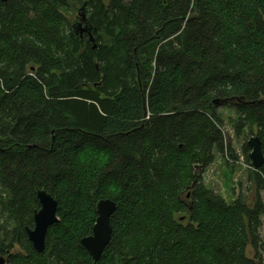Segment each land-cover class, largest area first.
<instances>
[{
	"label": "trees",
	"instance_id": "obj_1",
	"mask_svg": "<svg viewBox=\"0 0 264 264\" xmlns=\"http://www.w3.org/2000/svg\"><path fill=\"white\" fill-rule=\"evenodd\" d=\"M84 4L93 42L73 29ZM220 108L264 155V0H0V256L264 264V165L246 157L250 197L203 182L216 154L236 159ZM40 190L59 219L41 254ZM101 200L116 208L94 262L81 240Z\"/></svg>",
	"mask_w": 264,
	"mask_h": 264
},
{
	"label": "water",
	"instance_id": "obj_2",
	"mask_svg": "<svg viewBox=\"0 0 264 264\" xmlns=\"http://www.w3.org/2000/svg\"><path fill=\"white\" fill-rule=\"evenodd\" d=\"M86 7L87 4H84L78 9L79 17L73 29L75 34L87 33L90 37V41L93 42L91 31H93L94 28L86 18ZM246 144L250 149L248 158L251 162V166L253 170L258 171L264 165L261 141L257 136H254L251 137ZM37 199L40 204V209L34 215V227L32 229H26V235L33 250L41 254L45 249L48 229L52 225L58 223L59 219L57 217V202L51 195L40 190L37 192ZM115 208L116 205L111 200L99 201L96 206L97 219L93 227L92 235L81 240V245L94 262L100 258L103 250L111 239L112 228L110 226V218ZM0 264H7V260L4 259V257H0Z\"/></svg>",
	"mask_w": 264,
	"mask_h": 264
},
{
	"label": "rangeland",
	"instance_id": "obj_3",
	"mask_svg": "<svg viewBox=\"0 0 264 264\" xmlns=\"http://www.w3.org/2000/svg\"><path fill=\"white\" fill-rule=\"evenodd\" d=\"M218 114L222 119V129L225 135L226 143L230 144L235 160H230L227 154H216L215 161L211 164L206 171H202V178L204 185L207 189L214 191L222 196L225 201L231 202L239 195H252L248 193L250 183L247 176L250 166L246 162V157L250 154V149L247 151L243 146L251 138L246 134L237 136L235 131L229 124V120L235 118V112L229 108H220ZM200 173L201 170L197 169ZM260 197L264 204V191L260 192ZM264 222V219H263ZM261 237L264 239V227L260 230ZM19 247L14 244L10 252H19ZM9 252V253H10ZM248 257H252V252L249 249L247 252Z\"/></svg>",
	"mask_w": 264,
	"mask_h": 264
},
{
	"label": "flooded vegetation",
	"instance_id": "obj_4",
	"mask_svg": "<svg viewBox=\"0 0 264 264\" xmlns=\"http://www.w3.org/2000/svg\"><path fill=\"white\" fill-rule=\"evenodd\" d=\"M0 257H4V259H6L7 263H8V257L7 256H0Z\"/></svg>",
	"mask_w": 264,
	"mask_h": 264
},
{
	"label": "bare ground",
	"instance_id": "obj_5",
	"mask_svg": "<svg viewBox=\"0 0 264 264\" xmlns=\"http://www.w3.org/2000/svg\"><path fill=\"white\" fill-rule=\"evenodd\" d=\"M252 167V166H251ZM253 169V168H252Z\"/></svg>",
	"mask_w": 264,
	"mask_h": 264
}]
</instances>
